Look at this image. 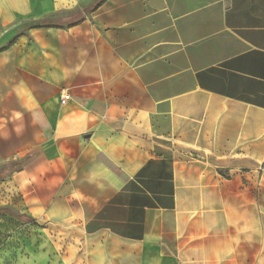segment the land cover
<instances>
[{
    "label": "crops",
    "instance_id": "crops-1",
    "mask_svg": "<svg viewBox=\"0 0 264 264\" xmlns=\"http://www.w3.org/2000/svg\"><path fill=\"white\" fill-rule=\"evenodd\" d=\"M0 44V207L83 264H264V0H0Z\"/></svg>",
    "mask_w": 264,
    "mask_h": 264
},
{
    "label": "rangeland",
    "instance_id": "rangeland-1",
    "mask_svg": "<svg viewBox=\"0 0 264 264\" xmlns=\"http://www.w3.org/2000/svg\"><path fill=\"white\" fill-rule=\"evenodd\" d=\"M4 188L0 184V192ZM62 229L49 230L0 217V264H83L80 235Z\"/></svg>",
    "mask_w": 264,
    "mask_h": 264
},
{
    "label": "trees",
    "instance_id": "trees-1",
    "mask_svg": "<svg viewBox=\"0 0 264 264\" xmlns=\"http://www.w3.org/2000/svg\"><path fill=\"white\" fill-rule=\"evenodd\" d=\"M49 25H51L49 22L39 21V22L27 23L25 26L29 28H33V27H48ZM11 44L12 42L10 44H7L5 48H8V46H10ZM30 158L31 156L22 160L13 161L6 168L0 170V181L13 176L14 173L21 171L24 168V166L28 163ZM2 216H8L10 218L21 221L24 224H29L34 226L39 225L34 218L30 216H26L10 206L0 207V217Z\"/></svg>",
    "mask_w": 264,
    "mask_h": 264
},
{
    "label": "built area",
    "instance_id": "built-area-1",
    "mask_svg": "<svg viewBox=\"0 0 264 264\" xmlns=\"http://www.w3.org/2000/svg\"><path fill=\"white\" fill-rule=\"evenodd\" d=\"M71 100V94L68 91H64L61 94V104L65 105Z\"/></svg>",
    "mask_w": 264,
    "mask_h": 264
},
{
    "label": "water",
    "instance_id": "water-1",
    "mask_svg": "<svg viewBox=\"0 0 264 264\" xmlns=\"http://www.w3.org/2000/svg\"><path fill=\"white\" fill-rule=\"evenodd\" d=\"M0 46H1V44H0Z\"/></svg>",
    "mask_w": 264,
    "mask_h": 264
}]
</instances>
